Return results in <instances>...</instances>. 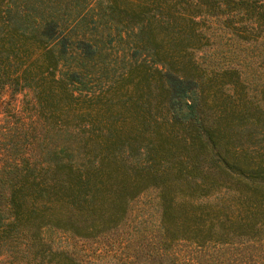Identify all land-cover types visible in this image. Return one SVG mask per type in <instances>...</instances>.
<instances>
[{
    "label": "trees",
    "instance_id": "trees-1",
    "mask_svg": "<svg viewBox=\"0 0 264 264\" xmlns=\"http://www.w3.org/2000/svg\"><path fill=\"white\" fill-rule=\"evenodd\" d=\"M0 264H264V0H0Z\"/></svg>",
    "mask_w": 264,
    "mask_h": 264
},
{
    "label": "rangeland",
    "instance_id": "rangeland-1",
    "mask_svg": "<svg viewBox=\"0 0 264 264\" xmlns=\"http://www.w3.org/2000/svg\"><path fill=\"white\" fill-rule=\"evenodd\" d=\"M23 92L10 94L9 90L0 93V118L4 115L7 106L9 110L20 108L22 105Z\"/></svg>",
    "mask_w": 264,
    "mask_h": 264
}]
</instances>
